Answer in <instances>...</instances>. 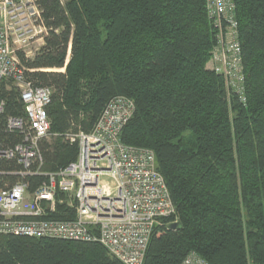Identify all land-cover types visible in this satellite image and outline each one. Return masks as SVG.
Returning a JSON list of instances; mask_svg holds the SVG:
<instances>
[{
  "label": "trees",
  "instance_id": "trees-1",
  "mask_svg": "<svg viewBox=\"0 0 264 264\" xmlns=\"http://www.w3.org/2000/svg\"><path fill=\"white\" fill-rule=\"evenodd\" d=\"M35 2L43 45L33 59L16 55L30 81L52 90L41 171L75 161L77 146L65 134L89 132L107 101L124 96L134 113L120 142L153 152L175 208L154 229L143 264H181L189 253L207 264H264V0H234L241 97L206 69L215 32L205 0ZM0 100L7 148L21 137L6 132V119L24 111L8 80ZM20 171L0 161V188ZM42 180L24 178L30 192ZM51 218L73 220L74 212L58 206ZM0 264L122 263L95 243L9 235L0 236Z\"/></svg>",
  "mask_w": 264,
  "mask_h": 264
},
{
  "label": "built area",
  "instance_id": "built-area-1",
  "mask_svg": "<svg viewBox=\"0 0 264 264\" xmlns=\"http://www.w3.org/2000/svg\"><path fill=\"white\" fill-rule=\"evenodd\" d=\"M205 12L215 32L208 68L241 97L244 73L234 0H205ZM45 34L35 0H0V83L11 82L24 111L23 118L5 123L6 132L19 134L20 142L0 145V161H15L21 168L11 174L16 182L0 188V236L95 243L122 264H143L154 229L174 216L175 208L153 152L120 142L134 113L132 100L109 99L89 132L65 134L77 146L75 161L54 172L41 171L39 143L50 137L52 90L27 78L16 53L35 40L43 43ZM4 105L0 100V117ZM26 177L43 180L30 192ZM58 206L72 210L74 219H52ZM181 264L207 262L189 253Z\"/></svg>",
  "mask_w": 264,
  "mask_h": 264
},
{
  "label": "rangeland",
  "instance_id": "rangeland-1",
  "mask_svg": "<svg viewBox=\"0 0 264 264\" xmlns=\"http://www.w3.org/2000/svg\"><path fill=\"white\" fill-rule=\"evenodd\" d=\"M60 1H61L62 4H64V3H66L67 0H60ZM41 44H42L41 41H36L35 40V41L31 42L30 45L27 48H25V51H23V52L22 51H18V52L22 53L26 59H33L34 56L36 55V53L38 52V50L40 49V47L42 46ZM214 46H215V43H214L213 47ZM16 52L17 51H15V53ZM67 57L69 58V54H68ZM208 63H209V61L207 62L206 69H209L208 68L209 67Z\"/></svg>",
  "mask_w": 264,
  "mask_h": 264
},
{
  "label": "water",
  "instance_id": "water-1",
  "mask_svg": "<svg viewBox=\"0 0 264 264\" xmlns=\"http://www.w3.org/2000/svg\"><path fill=\"white\" fill-rule=\"evenodd\" d=\"M175 225H172V227H174Z\"/></svg>",
  "mask_w": 264,
  "mask_h": 264
},
{
  "label": "crops",
  "instance_id": "crops-1",
  "mask_svg": "<svg viewBox=\"0 0 264 264\" xmlns=\"http://www.w3.org/2000/svg\"><path fill=\"white\" fill-rule=\"evenodd\" d=\"M41 45H43V43Z\"/></svg>",
  "mask_w": 264,
  "mask_h": 264
}]
</instances>
